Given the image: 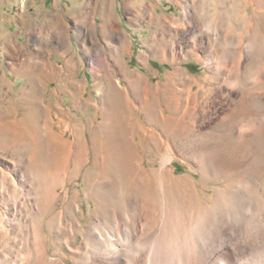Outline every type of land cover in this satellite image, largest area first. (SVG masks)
<instances>
[{
    "label": "rangeland",
    "instance_id": "rangeland-1",
    "mask_svg": "<svg viewBox=\"0 0 264 264\" xmlns=\"http://www.w3.org/2000/svg\"><path fill=\"white\" fill-rule=\"evenodd\" d=\"M48 1L0 4V210L14 200L29 205L31 211L22 214L34 218L36 230L43 224L35 241L39 251L49 256L57 244L67 253L60 242L65 230L77 225L76 220L89 222V209L99 216L109 213L112 207L100 201L102 196L118 208L122 197L140 194L155 197L158 205L164 199L170 208L180 204L188 209L209 200L217 189L249 177L258 186L253 190L257 205L264 209V0H197L190 11L191 32L183 20L176 25L164 22L155 31L147 19L131 17L140 2L154 4L164 18L182 17L175 0H65L75 4L69 8L64 0H52V5ZM55 11L59 16H52ZM93 17L91 31L87 20ZM109 20L127 36L129 48L118 56L111 49L116 41L109 35ZM158 33L167 41L165 57L150 54L157 44L152 34ZM93 57L108 60L103 69L114 80L120 78L122 86L124 76L135 78L132 73L149 81V86L137 88L141 109L130 112L109 78L101 87L105 71H90ZM122 66L123 74L118 72ZM171 72L178 75L177 96L167 83ZM30 74L35 76L31 83ZM27 88L33 90L32 99L25 97ZM125 131L132 142H121L118 151L113 146L107 151L92 147L91 139L106 138L107 143ZM99 155L103 175L92 166ZM133 162L142 169L136 175ZM167 169L181 182L172 183ZM102 180L120 183L122 190L104 192ZM151 181L155 190L146 195L140 182ZM80 239L78 232L74 244ZM255 252L244 255L243 264H263L264 250Z\"/></svg>",
    "mask_w": 264,
    "mask_h": 264
},
{
    "label": "bare ground",
    "instance_id": "bare-ground-1",
    "mask_svg": "<svg viewBox=\"0 0 264 264\" xmlns=\"http://www.w3.org/2000/svg\"><path fill=\"white\" fill-rule=\"evenodd\" d=\"M175 1L179 4L182 10L180 11L182 17L174 16L170 18H164L155 11V5L149 2L147 6L141 4V2L138 3L136 9H131V11H133V16L131 17H133V19H147V24H155V31L161 30L162 23L164 22H167L168 24L169 22H172L176 25L179 24L181 20H183L187 25L190 26V28L186 29V31L191 32L193 27V12L190 11L197 0ZM89 2H91V0H89ZM85 7L83 13H85ZM107 9L108 8L106 7L105 10ZM260 14H262V12H260ZM94 20V17L88 18L87 20L91 31L93 26L95 25ZM107 23H109L107 26L109 35L113 36L116 41L115 45L111 49L116 55L122 54V52L129 48V44L127 43V36H125L119 25L115 24L114 21L109 20ZM162 36L163 35H159V33L155 34V36L152 34L151 39L154 38V41H157V44L149 49L150 54L153 57L164 56L165 53L168 52L166 51L167 46L164 44V41H166V39ZM90 47L91 49H94V45ZM170 52L174 53V49ZM89 61L90 71L92 73H96L99 70L103 71V65L105 66V64H110L109 62H107L108 60L105 61V63L104 61L102 62L101 59H97L96 57H93ZM36 64L43 65L44 63L43 61H40V63H38L37 61ZM124 68L125 67H123L122 69L123 71L120 68L118 72L123 74V72L125 71ZM14 70L16 69H13L12 71ZM128 70L129 69H127V71ZM129 72L131 73V71H128V73ZM173 72H171L169 76H167V83L171 87V92L173 93V95L177 96V94L179 93L176 94L175 79H178L176 78L178 75L176 77L174 75L173 77ZM34 73L35 72L31 71V74ZM31 74V77L28 78L29 83L33 81L34 75ZM132 75L135 78L130 79V76H127L129 78L128 79L123 75L124 80H126V82L124 81L126 83L124 86L121 85L120 78L114 80L108 70H106L103 74L104 77L102 78V80L100 79L102 85L101 87L107 85L105 78H109L110 83L115 86L114 88L118 91L121 90V96L126 100L125 101L123 99V102L128 103L130 112L133 109L135 110V107H139L141 109V102H139L141 100V95L139 94L137 88L140 87L141 84L146 85L145 87H147V84L149 86V81L142 77L140 74L132 73ZM186 79H188V77ZM99 92L100 91L98 90L97 93ZM32 95H34L33 90H29L27 88L25 97L27 99H32V97H30ZM100 96L103 99L106 98V94H104L103 92ZM27 101V103H31L30 100ZM45 106L50 109L49 103H47ZM166 126H168V124H166ZM262 133L264 134V131ZM130 134L126 133L125 131L120 139L116 138L114 140H109L107 142L108 144L106 143L107 140L105 141L106 138L104 139V141L102 138H95L96 140L91 139L92 147L95 150H106V148H110L109 146H113L115 147V150L118 151L120 150V147L122 145L121 142L131 141ZM168 142L169 139L166 142L169 146L171 143ZM130 158L134 162L139 161V158L135 156H130ZM103 161L104 160L103 158H100V155L95 156L94 163L92 165L95 167H99L101 175L104 174V172L102 171L104 169L102 163ZM134 162V166L137 165ZM262 164L264 165V163ZM129 165L132 166V164ZM263 165L259 167V171L260 169H262ZM137 166H135L136 168L134 167V175H136L137 172L142 171V169ZM164 166H166V164H164ZM171 170L172 169H170L167 174L165 173V175L170 177L172 183L176 184L181 180V177L173 178L174 174ZM15 171H17V169ZM151 179L152 178H150V180ZM235 181L234 184H231L232 182L230 183L231 185H229L228 189L225 190L222 188L224 191L220 188L217 189L216 192L214 191L215 195L211 196L209 200L204 201V203H190L191 206L188 207V209L182 207V205L180 204H175L170 208L169 206L171 205L164 201V199H161L160 204L158 205V201L155 199V197L152 198L151 195H148L152 193L151 190H155V180L154 182L151 181L145 184L140 182V190L147 191L146 195L148 196H140V194H135L130 197H122V204L119 206L121 209L116 207V204L110 203L106 197L102 196L100 198V201H103L105 202V205L108 204L112 207L109 213L99 216L96 215L97 212L93 213V210L89 209V222H87L85 219H83V221L76 220L77 225H75L74 227L71 226V228L69 227V232L65 230L66 236L62 238L60 242L67 248V253L61 248L57 247L56 244L54 252L49 256L45 255V253L47 252H43V254L41 251H39L36 243L38 236H40L38 234V231H40L43 224H40L39 230H36V228L38 227H36L33 223L32 219L34 218H29L27 216L28 214L26 213L22 214V211L27 213L31 211L28 209L29 205L23 203L24 200L11 201L0 210V264H243L245 263L243 260L244 255L249 254V256H255L257 255V252L255 251H258L260 249L264 250V209H260L257 205L258 202L256 198H258V196L256 195L257 193H255V191L253 192V190L258 188L255 182L249 179V177H245L240 181ZM101 183V189H103L104 192H113L112 190H116V188H121L122 190L123 187L120 183L112 184V182L109 183L105 181ZM19 184L23 185L24 181H22V179H19ZM1 187L4 188L3 185ZM160 187L164 189V186ZM22 188L23 187L21 186L19 190L24 191V189ZM51 188H53L52 185L50 186V189ZM26 190L27 193L31 192L30 188ZM51 194L53 193L51 192ZM153 196L155 195L153 194ZM97 204L98 203L95 202L94 206H96ZM37 220L36 222L41 223L40 220ZM59 226H62V224ZM58 230L59 229H57V232ZM78 232L81 234V239L79 243L74 244ZM41 248L43 247L41 246ZM43 250L46 251L45 246ZM67 258H69V261L67 260ZM262 263L264 264V261Z\"/></svg>",
    "mask_w": 264,
    "mask_h": 264
},
{
    "label": "crops",
    "instance_id": "crops-1",
    "mask_svg": "<svg viewBox=\"0 0 264 264\" xmlns=\"http://www.w3.org/2000/svg\"><path fill=\"white\" fill-rule=\"evenodd\" d=\"M53 1H54V0H53ZM25 2H29V0H25ZM44 2H46V0H44ZM69 2H70V4L72 3L71 1H69ZM48 3H49L50 5H52V3H54V2H52V0H49ZM48 3L45 4L44 7H46V5H48ZM0 4H1V0H0ZM57 4H59V3H57ZM50 5L47 6L48 10L51 9V8H49ZM64 5H65L67 8H69V7H71V6H74L75 4L72 3L71 6H69V5H67V4L65 3V0H64ZM76 5H77V4H76ZM62 10H63V9H62ZM58 13H59V11H55L54 13H52V16H53V17H57V16H59ZM77 29H78V33H80V31H82V30H80L79 28H77ZM58 32H59V31H58ZM29 41H33L34 45H35V44H36V45H41L37 40H34V39H32V38L29 39ZM54 41H55V40H54V39L52 40V38H51V41H50L51 44H50V45H51L52 48H53V47L55 48V46H53V42H54ZM50 42H49V43H50ZM55 42H56V41H55ZM31 46H32V45H31ZM46 46L49 47L48 44L43 45V47H46ZM80 47L83 48L82 46H80ZM58 50H61V47H60V48L58 47Z\"/></svg>",
    "mask_w": 264,
    "mask_h": 264
}]
</instances>
